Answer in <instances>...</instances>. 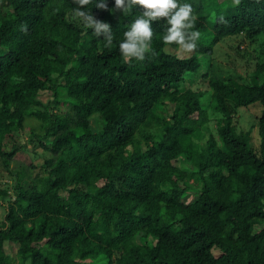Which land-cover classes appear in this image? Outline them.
I'll return each instance as SVG.
<instances>
[{
  "label": "trees",
  "instance_id": "trees-1",
  "mask_svg": "<svg viewBox=\"0 0 264 264\" xmlns=\"http://www.w3.org/2000/svg\"><path fill=\"white\" fill-rule=\"evenodd\" d=\"M95 2L85 7L110 24L107 49L73 0H0V157L9 170L27 144L48 153L13 194L0 188V264H264V55L249 78L211 75L205 91L193 88L217 45L264 36V0H188L194 51L170 49L162 19L152 52L127 63L118 43L141 10L109 14ZM40 90L55 94L48 106ZM254 103L259 147L234 123ZM95 115L106 121L99 132ZM27 129L20 145L15 133ZM182 152L185 168L173 164ZM190 186L199 195L186 203Z\"/></svg>",
  "mask_w": 264,
  "mask_h": 264
},
{
  "label": "clouds",
  "instance_id": "clouds-1",
  "mask_svg": "<svg viewBox=\"0 0 264 264\" xmlns=\"http://www.w3.org/2000/svg\"><path fill=\"white\" fill-rule=\"evenodd\" d=\"M73 3L76 5V7L73 8V15L79 18L86 28L91 29V34L94 37L103 40L104 48H110L114 39L110 24L96 18L92 10L89 11L86 9L85 6L88 5L89 0H73ZM94 7L96 9L106 10L109 14H116L117 12L123 13L133 7H139L141 10V14L136 16L127 26L126 30L123 32V38L120 39L118 43L119 54L126 63L143 61L146 55L152 52L151 45L154 35L153 22L162 19L166 21L167 26L161 36L162 41L165 44H174L183 50H194L197 47V41L201 37L200 31L194 28L196 14L192 4L188 2V0H113L112 7H109L108 0H96ZM205 67L208 66L202 64L201 69L204 70ZM202 70H200V79L196 77L194 84L199 80L205 81L207 84L209 77L207 76V79H204L202 74H206L204 72L202 73ZM249 75L250 72L242 76L249 78ZM187 82H189V85L191 84L189 80L186 81V84ZM201 85H203V82H201ZM197 89L205 91L201 88ZM209 91L210 97L213 91ZM211 98L212 97H210V99ZM27 131L29 132L28 129ZM201 142L203 143L205 140ZM30 145L33 146V144ZM42 150L46 156H48V153L43 148ZM182 155L186 157L187 161H190L188 156L185 155V152H182L178 157L173 159L174 165L178 166L175 160ZM189 165L190 163L188 162L187 166Z\"/></svg>",
  "mask_w": 264,
  "mask_h": 264
},
{
  "label": "rangeland",
  "instance_id": "rangeland-1",
  "mask_svg": "<svg viewBox=\"0 0 264 264\" xmlns=\"http://www.w3.org/2000/svg\"><path fill=\"white\" fill-rule=\"evenodd\" d=\"M173 51L177 52L181 57L189 56L194 50H183L181 48H171ZM3 51V48L0 50V53ZM261 54L260 58L264 55V36H260L259 38L255 39H249L245 34H240L234 37H230L227 39V41L220 43L215 47V54H214V60L213 66L210 70L209 67H205L204 70H202V73L204 72L206 76H218V77H224L225 73L228 77H234L239 78V74L246 75L251 70L254 69L255 62L258 60L259 53ZM210 71V73H208ZM201 82H203V85H201ZM186 85H189V82H187ZM194 89L201 88L203 90H206L207 84L205 81L199 80L196 84L193 85ZM210 91L205 93L204 96V106L209 107L210 104V97H209ZM53 91L51 90H40L38 93V99L42 101L46 106L48 104L52 103L54 99ZM258 103H254L250 105V107L247 108H239L238 114L235 118V122L240 130H243L245 132L250 131L251 135L253 136L254 142L258 141L256 146L259 147V139L257 137L258 132V122H259V115L261 108H258ZM59 110V109H58ZM106 124L105 119H103L99 115H95L91 118V128L94 132H99L104 125ZM18 142L20 144L24 143L26 144L27 140V130H24L21 134L15 133ZM21 139V140H20ZM12 141L9 140L8 146L12 147ZM20 144V145H21ZM27 148L30 150H25L22 148L21 150L17 151L15 156L12 158L10 168L7 170L2 162V159L0 158V188L6 187L10 189L11 193L13 194V187L17 182L20 181V176L22 171L26 168L27 174H34V172H30V170H33L32 165L38 164L42 157L46 155L41 147H38L36 150L39 155L33 154L31 151L32 146L29 144L27 145ZM175 163L184 168L187 166L188 161L184 155L180 156L178 159L175 160ZM27 178L30 180L31 177L27 175ZM63 194L66 195V191H63ZM199 193L198 191L190 186L189 189L184 193V199L186 203H190L193 200H195L198 197ZM6 200L0 201V221L3 220L5 212H6ZM18 245L11 241L5 242V250L6 252L16 257L17 254Z\"/></svg>",
  "mask_w": 264,
  "mask_h": 264
}]
</instances>
